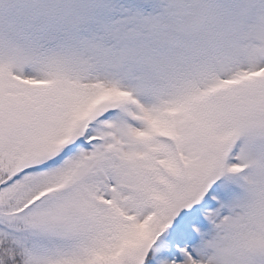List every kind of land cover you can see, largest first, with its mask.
Instances as JSON below:
<instances>
[{
    "label": "snow or ice",
    "instance_id": "6c2138e0",
    "mask_svg": "<svg viewBox=\"0 0 264 264\" xmlns=\"http://www.w3.org/2000/svg\"><path fill=\"white\" fill-rule=\"evenodd\" d=\"M0 264H264V0H0Z\"/></svg>",
    "mask_w": 264,
    "mask_h": 264
}]
</instances>
